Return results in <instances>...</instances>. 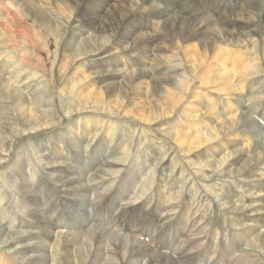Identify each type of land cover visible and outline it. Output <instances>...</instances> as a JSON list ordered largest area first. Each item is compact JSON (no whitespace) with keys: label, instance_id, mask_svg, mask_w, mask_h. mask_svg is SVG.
Listing matches in <instances>:
<instances>
[{"label":"bare ground","instance_id":"1","mask_svg":"<svg viewBox=\"0 0 264 264\" xmlns=\"http://www.w3.org/2000/svg\"><path fill=\"white\" fill-rule=\"evenodd\" d=\"M20 2H23L24 12H28L27 14L32 20H37L39 24H41L40 27L42 29L43 27L50 28L52 33H57L58 27L55 26V24L58 20L54 17V13L52 12L53 6L51 7L49 4L51 2L44 3L43 0H20ZM54 2L56 5H59L57 9L62 12L63 10H68L73 3L77 4V7L84 4L82 19L88 29L90 27V30L94 29L100 33L104 30L109 33L110 31H112L111 33L118 32L119 43L121 47L127 51V55L128 53L132 54L131 50H134V48H139L140 53L134 62L120 58L122 62L119 64L115 59H111L115 62L106 60V57L113 56L112 54L117 50L118 46L109 50L107 46L103 47L105 39L101 42V40L94 37L98 45H102L105 49V52L100 55L104 57L99 56L101 58L100 60L104 61L103 63L96 64L95 61L97 60L94 59L91 61V63H94L92 70L95 69L94 74L96 76L100 75L104 83L98 87V90H95V93H88L90 96L95 95L96 100L98 99L99 102L100 99L104 100V97L107 96L105 95L107 94L106 92H110L116 94V97H118L113 105L120 106L122 102L126 100L124 95L133 92L135 95L131 98V101L135 100L136 95L140 93L138 99L143 98V101H139L138 104H143L145 106L150 104V97L152 95L159 94L160 91H163L164 86L167 87V85L174 84L177 78L183 79V83L180 84L179 89L181 93L185 94L186 92L183 91L184 89H188L189 81L187 78L178 75V63L177 65L174 63L175 65H173L172 68H164L163 65H167L166 62L162 64V66H155L157 63L154 62H158L157 59H154L159 57L158 54L171 53L174 46L178 50H185V56L188 52V55H190L188 57H194L193 55L200 53L202 65L205 67L208 66V69L210 67H215L223 72L228 68L227 62H232L231 65L235 70V74H240L239 76H241L238 77L239 81L236 84L234 80L232 81L231 76L228 75L230 72L219 73L217 70L210 75L209 73L211 72L205 69L206 77L201 78L202 82L200 80L201 84L205 85V87H219V93L228 91L235 92L237 90L243 91L247 86L244 85L246 83L245 75L255 77L264 72V0H55ZM9 15V8L0 3V18L3 17V19H0V30L3 31V37L7 39L10 38L9 44L21 42L24 45L30 44L37 48L34 44L36 43L35 40H31L28 36V29H24L14 23V28L10 31L9 24L12 23V19L11 15ZM154 23L157 25L156 28H158L156 31H154L155 29L153 31L151 29L153 26L151 24ZM54 26L55 28L53 29ZM70 35L68 49L70 48V50L76 54V56L73 54L75 58L72 61L76 62L82 59L96 57V54H90L91 50L89 51L88 48H84V46H89V42L92 41V38H90L89 42L86 38L77 41L79 37L82 36L81 33L75 31ZM251 35L255 37L258 36L259 39L262 37V46L259 40L255 46L250 43L248 44V39ZM167 40H170V42L172 41V45L175 41V45L169 46L168 43H166ZM243 45H250L252 47L250 48V46H247L245 51L248 55L255 56L254 59H245L248 57L245 56L246 53L239 56L242 54ZM95 48L97 47H94V49ZM134 51L137 52L138 50L135 49ZM168 55H165L168 59L167 62L171 63L172 60ZM70 57L71 56L67 57L68 61ZM161 57L163 56L161 55ZM249 61H253L252 64H249ZM121 64H124L127 69L123 76L120 74L125 67ZM120 65L122 66L121 68ZM187 67L188 70L184 68L187 70L185 74H194L197 66H194L195 68L192 66ZM240 70L242 71L241 73H239ZM83 74L85 77V74H87L86 71L82 72V75ZM11 78H14V76L11 75ZM85 79H88L87 76ZM0 83L3 87L10 90V96L12 98L11 103L19 112L21 123L26 130H28L24 131L23 135H25L26 132H29V134L37 131L39 132L40 123L42 122H44L45 125L48 124L47 118H50V115L48 117L46 116V120H43L45 116L44 113L40 114L35 106L41 105V103L44 102V99L37 101V98L48 94L49 87L41 88L40 90V88L37 87L38 84L31 85L30 82H25V87L23 88L24 93H22L20 90L15 89L14 91L5 79H0ZM258 83L257 86L248 85L249 87L247 88L246 95L243 96V98H239L238 109L240 114H237L239 118L235 115L236 117H234V119H229L232 120V123L230 124L229 122L228 132L230 131L231 133V131L235 129L242 132L244 138L238 142V147L224 154V161L222 160L220 164L215 163L212 166L210 165L208 168L212 170L214 178L218 177L229 180L231 174L235 173L237 178L243 179L245 182L249 181V184L248 182H246L247 184L245 183L248 187L244 197H240L233 185L229 186L231 191L228 190L222 204L228 220L229 218L242 220L253 216L261 219L259 226H255L254 223L252 224L254 231L249 232V234L247 232L241 235L243 242L240 241V245L234 247V245H231L229 242H223L224 250L220 254H216L215 241H217L218 236L211 235V231L208 228L209 223L208 225L206 224L207 221L204 216L201 217L193 213H189V216H186L188 220L184 230L180 233L181 237L176 241H170L165 231H169V226L173 222L171 223L165 216L162 217L160 215L165 209L163 206L159 205H156V209L152 212V215H149L145 214L142 208L139 210L135 207L131 209L128 205L129 203H127L125 207L120 204L117 211L118 213L115 215L116 219L111 218L109 224L112 223V227L117 228L119 231H124V233L126 232V234L123 233L124 235L120 232L109 231L107 228L102 229L98 227L97 221H105V218H108L107 215L110 208H117L119 202L123 199L122 196L117 194L119 188L113 195L112 189L107 191L104 185L105 183L98 182L102 176L107 175L104 177H108L111 173H116L117 171L113 166L117 163L120 153L118 154L117 151L112 152V143L108 152L103 150L104 152L101 154V160H98V157H100L99 154L97 155L98 147H95L92 153L94 156L92 157V164L88 162V166L86 163L89 158L87 157L88 159L85 161L86 157H82L81 152L78 153V151L81 150L80 147L77 151L75 149L79 156V159L76 160L77 166L83 165L82 168L80 167L82 171L77 172L75 170L80 168H76V163L73 169L66 167L65 160H67V157L65 156H70V150L67 149L65 156L61 158L51 153L50 147L53 146V144H51L47 148L48 153L45 152L48 165L44 172L49 174L51 181L58 183L56 206H60L62 209L55 208V221L47 223L46 219H49V216L52 214L46 211L45 207L47 205L43 203V199H39V197L43 195L39 196V194H41L37 189L39 185L33 184V186H31L29 182L23 178L25 182L21 183V187L25 188L27 193L26 203L34 208L33 211H28L27 214L31 215L32 218L38 219L37 229L39 232L36 233V230L32 231L33 228L30 226H27L30 230L25 229L24 222L27 220L21 218L17 219V221L20 222L19 229L16 231L12 230L11 226L8 225L5 220H0V247L16 252L15 246L18 245V243L23 244L25 246L24 249L27 250L24 251L25 254L22 259L30 264H61L63 259L64 264H73V259H77L78 262L82 264H141L142 261H144L145 264H246L248 258L243 257V255L247 251L244 248L250 246L249 242L255 245L261 243L264 246V179L261 180V176L264 177V172H261L264 171V145L261 142V138L264 136L261 134V129L264 128V93L260 88V86L264 85V81L261 80L258 81ZM25 92H28V96H26ZM147 95H150L149 99L146 98ZM207 95H209V92ZM217 95H215V97ZM200 96H202V94H200ZM32 103H34V105ZM226 103L227 106L221 108L222 111L229 112L232 107L231 99H228ZM130 104L132 105V103ZM130 104H127V106L130 107ZM135 107L138 109L136 105ZM204 107H210L208 108L210 121H207L209 123H207V127L209 125L212 127L216 123L215 126L218 128V125L221 124L219 121L221 119L220 112L217 113L216 106H213L212 102L205 104ZM108 108L112 110L113 106L112 108L110 106ZM155 108L153 110L157 111ZM163 112L178 114L179 109L176 111L174 110V112L171 108L168 111L162 110L157 114L159 118ZM153 114L155 115V112ZM164 114L165 113H163V115ZM126 115L140 117L141 119L146 117V120L148 119V115H144L141 111L128 112ZM29 116L31 120H29ZM151 116L152 115H149V119H151ZM178 116H181V114H178ZM213 120L214 123L212 122ZM234 121H236L237 124ZM211 122L213 123L212 125L210 124ZM217 122H219L218 125ZM8 126L9 123L0 122V155L1 151L7 147L4 142L6 133H9L11 139H15L21 131H19V128L16 130L9 129ZM215 126L212 131H209V135L206 136L208 138H206L207 142L214 141V139L220 136L218 134L219 132L217 133L219 129L216 130ZM195 127L196 126H194V128ZM221 127H224V124H222ZM190 129L192 130V128ZM164 135L176 140L181 146H184V144H186L184 140L188 139L185 132L182 133L174 129L173 131L165 132ZM254 138H256V140ZM76 140L77 138L73 137V144ZM105 140L107 141L108 137L105 138ZM204 142L205 139L201 137H199V139H194L192 146H189V152L194 144L202 145ZM103 144L102 142L100 146L106 147V145ZM217 146L220 147V144ZM73 147L75 148V145H72L71 149ZM236 153L240 155V158L237 160H235L236 157H234ZM0 164H2V159H0ZM259 172H261V174H259ZM17 176L19 175H16V177ZM21 176L23 177V175ZM138 176L139 174L136 173L137 178ZM256 177H260V179H255ZM128 180L129 178L125 179L124 185L120 186L121 191H125L130 188V186L134 185V183L131 182L132 178L130 181ZM125 186L127 188H124ZM249 188H257L259 191L252 192V189L250 190ZM54 192H56V189H54L52 194H54ZM258 193H263V196H258ZM256 197H259V206L255 208V210H253V208L250 210L251 206L254 207L256 202L248 204L246 201L250 199L249 202H252L251 199H255ZM95 198L100 199L95 200ZM200 198L202 202L207 201L205 194H201ZM48 200H50L49 197L47 198V202ZM100 202H103L106 206L102 209V212L99 213L96 211L98 209L97 204ZM129 210H131V212ZM121 220L123 221L121 222ZM47 228L53 230L50 232V229L47 231ZM34 229H36V227H34ZM154 229L158 230L156 235L147 232L153 231ZM29 231L32 233V237L28 236ZM245 234L247 236H245ZM35 237L39 238V240L32 242L31 240ZM62 237L66 239L68 249L65 254L62 255V260L58 257L55 261L51 262V246L49 245V250L46 249L49 238L55 242ZM138 237L140 238L139 240L136 239ZM171 238H174V236ZM146 243H149L152 248L146 246ZM79 244L80 249L75 251V247ZM111 245L113 248H110ZM6 250L2 253H6ZM202 254L205 257L203 263L198 260L201 258Z\"/></svg>","mask_w":264,"mask_h":264},{"label":"rangeland","instance_id":"2","mask_svg":"<svg viewBox=\"0 0 264 264\" xmlns=\"http://www.w3.org/2000/svg\"><path fill=\"white\" fill-rule=\"evenodd\" d=\"M54 1L55 0H43L44 3L51 2L49 4L51 7L53 6L52 12L54 13V17L58 20L55 24V26L58 27L57 33H52L50 28L43 27L42 29L40 27L41 24H39L37 20H32V18L28 16V12L25 11V14L23 2H20V0H0V3L7 6L10 10L12 19V23L9 24L10 31L13 30L14 23L24 29H28V36L31 40H35L36 43L34 44L37 47L35 48L30 44L24 45L21 42L9 44L10 38L7 39L6 37H3V31L0 30V79H5L14 91L16 89L20 90L22 93H24L23 88L25 87V82H30L31 85L38 84L37 87L40 88V90L41 88L49 87L48 94L40 97L37 96V101L44 99V102H42L41 105L35 106V108H37L40 114L44 113L45 116L44 119L42 118L43 120H46L50 115V118H47L48 124L45 125L44 122L40 123L39 132L37 131L31 134L26 132V134L23 135L24 131L28 130H26L21 123L19 112L11 103L12 98L10 96V90L3 87L0 83V122L9 123V129L16 130L19 128V131L21 130L20 134L15 139H11L9 133H6L4 142L7 147L1 151L0 155V159H2V164H0V220H5L6 223L11 226V229L16 231L19 229L20 222H18L17 219L21 218L27 220L24 222L25 229H29L27 226H30L33 228L32 231L36 230V233L39 232L37 229L38 219L32 218L31 215L27 214L28 211H33L34 208L26 203L27 193L25 188L21 187V183L25 182L23 181V178H25L31 186H33V184L39 185V188H37L38 192L41 193L39 196L43 194L39 199H43V203L47 205L45 207L46 211L52 214L49 216V219H46V222L49 223L55 221V208L62 209V207L56 206L58 183L51 181L49 174L44 172L48 165L45 152L48 153L47 148L51 144H53V146L50 147L51 153L61 158L65 156L67 149L70 150V156H65L67 157V160L65 161L66 167L73 169L76 160L79 159V152H81L82 157H86L85 161L89 158L86 163L88 166V162H91L92 164V157H94L92 153L95 147H98L97 155L99 154L100 156L98 157V160H101V154L104 152L103 150L108 152L109 147H111L113 143V148H111L112 152L117 151L118 154L120 153L117 163L113 166L117 171L116 173H111L108 177H104L107 175L102 176L98 182L105 183L104 185L106 186L107 191L112 189L113 195L119 188L117 194L122 196L123 199L119 202L117 208H110L107 215L108 218H105V221H97L98 227L102 229L107 228L109 231L111 230L123 234L124 231H119L117 228L112 227V223L109 224L111 218L116 219L115 215L118 213L117 211L120 204L125 207L127 203H129L128 205L131 209L134 207L137 208V210L142 208L145 211V214L149 215H152V212L156 209V205H159L163 206L165 209L160 215L162 217L165 216L168 221H171V223L173 222V225L171 224L172 227L171 225L169 226V231H165L166 235L169 236L168 239L170 241H176L181 237L180 233L184 230L188 220L186 216H189V213H193L201 217L204 216L207 221L206 224L208 225L209 223L208 228L211 231V235L218 236L217 241H215L216 254H220L224 250L223 242H229L231 245H234V247L240 245L241 243L239 244V242H243L241 235H244V233L247 232L249 234V232L254 231L252 224L254 223L255 226H259L261 219L253 216L242 220H237L236 218H229L228 220L222 204L228 190H230L229 186L233 185L240 197H244L247 193L246 189L248 187L245 183L248 182L249 184V181L245 182L243 179L237 178L235 173L231 174L229 180L218 177L214 178L212 170L208 168L210 165L212 166L215 163L220 164L222 160L224 161V154H227V152L233 148L238 147V142L244 138V134L235 129L232 130L233 132L231 131V133L230 131L228 132L229 125L232 123V120L229 119H234V117H236L235 115L240 114L238 109L239 98H243V96L246 95L247 88L250 85L257 86L259 84L258 81H264V72L255 77L245 75L246 83L244 82V85L247 86L243 91L237 90L235 92L228 91L219 93V87L213 86V88H210L211 86L205 87V85L201 84V78L206 77L205 74L208 66L205 67L202 65L200 53H196V55H193L192 53L194 57H188L190 55H188L187 52L185 56V50H178L174 46L175 41L172 45V41L170 42V40H167L166 43H168L169 46H174V48L171 53L158 54L159 57L154 58L158 60V62L154 61L157 63L155 66H162V64L166 62L167 65L164 64L163 67L172 68L173 65H177L178 63V75L187 78L189 81L188 91L186 89L183 91L186 92L185 94L181 93V90L179 89L180 84L183 83V79L177 78L174 84L167 85V87L164 86L163 91H160L159 94L152 95L150 97V104L145 106L143 104H138L139 101H143V98L138 99L140 93H138L139 95H136L135 100L131 101V98L135 95L133 92L126 93L125 95L123 94L126 100L125 102L123 101L120 106L113 105L118 97H116V94L110 92H106L107 94L105 95L107 96L104 97V100L100 99L99 102L98 99L96 100L95 95L90 96L89 93H95V90L99 89L98 87L104 83V80L100 75L96 76L94 74L95 69L92 70L94 63H91V61L94 59L97 60L95 61L96 64L103 63L104 61L100 60V57H104L100 56L105 52L103 47L107 46V49L112 50V48L118 46L117 50L113 52V56L106 57V60L114 61L111 59H115L116 62L120 64V62H122L120 58H124L130 62H134L140 53L139 48H134V50H138L137 52L131 50L132 54L128 53V55H130L128 56L126 54L127 51L122 48L119 43L118 32L111 33L112 31H110L109 33L104 30V33L101 32V34L99 31L94 29L90 30V27L89 29L86 27L85 22L82 19V13L84 10L83 3V5H79V7H77V4L73 3L68 10L66 9L62 12L57 9L59 5H56ZM0 19H3V17ZM151 25H153L151 28L152 31L154 29V31L158 30L155 23ZM75 31L82 34L77 41L86 38L89 42L90 38H92V41L89 42V46H84V48H88L89 51L91 50V52H93H90V54H96L95 58L90 57L76 62L72 61L76 54L70 50V48L68 49V41L70 40V34H73ZM94 37L101 40V42L105 39L103 47L102 45H98V42L95 41ZM258 40L262 46V37L259 39L258 36L255 37L254 35H251L249 36L248 44L250 43L255 46L257 45ZM247 46L243 45L242 54L239 56L246 53L245 49ZM94 47L97 48L94 49ZM250 48L252 47L250 46ZM166 54H170L168 56L172 60L171 63L167 62L168 59L167 56H165ZM161 55L163 57H161ZM68 56H71L69 61L67 58ZM245 56H248L245 59L250 58V60H252L255 58V56L248 55L247 53ZM252 62L253 61H249V64H252ZM227 63L228 68L226 71L222 72L215 67H210L208 70L211 73L209 74L211 75L212 72H216L215 70L219 73L230 72L228 75L231 76L232 81L234 80L236 84L239 81L238 77L241 76H239L240 74H235V70L231 65L232 62ZM121 65L124 66V64ZM121 65L120 68L122 67ZM187 66H192L193 68L197 66L196 68L199 70L195 68L196 71L194 74H185L188 70ZM126 70L125 67L120 75L123 76ZM85 71L87 73L85 75L88 79H85L86 76L84 77V74L82 75V72ZM241 72L242 71L240 70L239 73ZM11 75H13L14 78H11ZM260 88L264 93V85L260 86ZM207 91L210 96L207 95ZM25 93L26 96H28V92ZM200 94H202V96H200ZM215 95L217 96L215 97ZM149 96L150 95H147L146 98L149 99ZM228 99H231L232 107L229 112H224L222 111V108L227 106L226 102ZM209 102H212L213 106H216L217 113L220 112L221 119L224 121L220 119L219 121L221 124L219 125V122H217L218 128L215 126L216 123L214 125L216 130L219 129L217 131L220 135L217 138L219 140L214 139V141L207 142L206 140L208 138L206 136H208L209 131H212L214 128V126L211 127L210 125L207 127L209 124L208 122L210 121V115L208 112V108L210 107L207 108L204 107V105ZM130 103H132V105ZM32 104L34 105V103ZM127 104H130V107H128ZM135 105L138 109H136ZM109 106L111 108L113 106L112 110L108 108ZM153 107H156L155 110L157 111H154ZM170 108L173 112L174 110L176 111L179 109L178 114H181V116H178L177 113L163 112L165 114L163 115L162 113L159 118V115H157L158 112H161L162 110L168 111ZM135 109L141 111L144 115H148V121L146 120V117L141 119L140 117L126 115L128 112H137ZM154 112L155 115L153 114ZM149 115H152L151 119H149ZM237 117L239 118L238 115ZM29 120H31L30 116ZM214 120L212 121L213 123ZM212 122L210 123L211 125L213 124ZM234 122L236 123V121ZM222 124H224V127H221ZM194 126L196 127L194 128ZM190 128H192V130ZM173 129L187 134L188 139L184 140V142H186V144H184L185 147L181 146L176 140L164 135L165 132L173 131ZM261 130V134L264 135V128ZM73 137L77 138L74 144L72 141ZM107 137L108 140L106 141L105 138ZM199 137L205 139V142L202 145L194 144L189 152V148L192 146L194 139H199ZM263 138H261V142L264 145ZM254 139L256 140V138ZM102 142L106 147L100 146ZM219 144L220 147L217 146ZM72 145H75V148L73 147L71 149ZM79 147L81 150L76 153ZM234 157H236L235 160H237L240 158V155H237L236 153ZM82 166L83 165L77 166L76 163V168H82ZM81 168L75 171H82ZM261 172H259V174H261ZM136 173L139 174L138 178L136 177ZM20 174L23 175V177ZM16 175L19 176L16 177ZM128 178V181L132 178L131 182L134 183V185L130 186V188L125 191H121L120 186L124 185V180ZM255 179H260V177H256ZM262 179H264V177L261 176V180ZM124 188L127 187L125 186ZM54 189H56V192L52 194ZM249 189H252V192L259 191L257 188ZM201 194H205L207 198L206 202L201 201ZM262 194L263 193H258V196L260 195V197H262ZM48 197L50 200L47 202ZM98 199L100 198H95V200ZM251 200L252 202H249L250 199L244 201L248 204L256 202L254 204L255 206H251L250 208V210H252V208L255 210V208L259 206V197H256L255 199L252 198ZM105 206L106 204L103 202L98 203V209L96 212H102V209H104ZM20 208H23L24 210ZM129 211L131 212V210ZM122 221L123 220H121V222ZM34 227H36V229H34ZM49 229L50 228H47V231H49ZM51 230L53 229H50V232ZM157 231L158 230L154 229L153 231L147 232L156 235ZM28 233V236H33L30 231ZM124 234H126V232ZM172 236H174V238H171ZM245 236L247 235L245 234ZM136 239L139 240L140 238L138 237ZM38 240L39 238L35 237L31 241L35 242ZM249 244L250 246L244 248L247 251H244L245 253L243 257L248 258L246 264H264L263 244L260 243L255 245L250 242ZM49 245L52 249L50 253L51 262L55 261L58 257L62 260V255H64L68 249L66 239L62 237L53 242L49 238L46 247L47 250H49ZM146 246L152 248L149 243H146ZM79 247L80 244L75 247V251L79 250ZM111 247L112 245L110 248ZM24 248L25 246L21 243H18V245L15 246V250H17L16 252L2 249V247H0V264H30L22 259L25 254L24 251L27 250ZM5 250L7 252L3 254L2 252ZM73 260L75 264H82L79 263L77 259ZM198 260L201 263L205 261L203 254ZM61 264H64V259L61 261ZM141 264H145V262L142 261Z\"/></svg>","mask_w":264,"mask_h":264}]
</instances>
